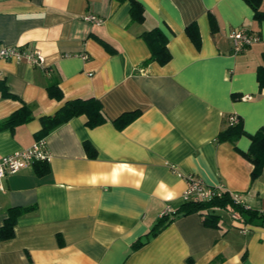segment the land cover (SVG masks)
<instances>
[{
    "label": "crops",
    "instance_id": "crops-1",
    "mask_svg": "<svg viewBox=\"0 0 264 264\" xmlns=\"http://www.w3.org/2000/svg\"><path fill=\"white\" fill-rule=\"evenodd\" d=\"M138 1L141 22L132 20L128 1L0 0V43L44 58L43 66L0 59V120L23 104L33 114L0 130V156L33 144L40 117L69 99L93 96L106 117L93 127L85 114L59 124L42 137L47 172L37 174L32 163L2 179L0 227L10 207L33 208L0 239V264H264V227L219 208L218 226L198 212L176 216L132 247L166 205L184 202L186 173L264 210V171L251 182L252 163L242 154L249 134L264 126L256 74L264 65V20L245 0ZM87 13L102 23L84 20ZM191 23L198 45L186 32ZM241 25L259 40L234 52L228 33ZM154 27L167 36L164 64L147 61L141 33ZM52 83L61 99L48 95ZM132 111L119 127L114 120ZM230 115L240 117L244 133L219 140Z\"/></svg>",
    "mask_w": 264,
    "mask_h": 264
},
{
    "label": "trees",
    "instance_id": "trees-1",
    "mask_svg": "<svg viewBox=\"0 0 264 264\" xmlns=\"http://www.w3.org/2000/svg\"><path fill=\"white\" fill-rule=\"evenodd\" d=\"M119 2L128 1L130 3V15L132 20L141 22L144 20V8L138 0H117ZM253 9V17L257 20H264V11L260 10L262 0H245ZM186 32L192 41L198 45L200 42L199 33L195 23L186 26ZM150 48V56L147 61L155 60L160 64L166 63L171 54L167 48V36L159 27H154L141 33ZM257 80L260 88H264V65H259L256 70ZM48 95L52 98L61 99L60 88L52 83L47 86ZM85 114L86 124L89 127L96 126L106 120L98 99L93 96L76 97L64 102L53 114L40 117L41 127L36 132V139L46 136L54 127L66 122L73 116ZM137 115L136 111L125 112L118 116L114 121L119 127L130 122ZM33 117L31 108L27 104L11 112L7 117L0 120V130L3 128L13 129L15 126L28 122ZM244 133L241 119L237 116V121L230 123L225 129L219 132L218 139L234 140ZM250 144L242 154L252 163L250 171L251 182L255 181L264 171V126L258 128L254 133L249 134ZM84 147L90 157L94 155V149L88 142ZM32 166L37 174L48 171L45 160L34 161ZM33 206H13L8 209V216L0 227V239H8L13 235V226L18 216L32 209ZM216 208L226 210L230 214L234 213L240 222L252 226L264 227V210H258L247 206L245 203L237 202L232 193L226 189H221L219 194H214L208 199H185L184 202L173 209L170 214L159 215L154 225L132 243L133 248H138L146 243L151 236L156 235L161 229L168 225L176 216L187 215L198 212L203 217L204 224L208 226H218L221 215L215 211Z\"/></svg>",
    "mask_w": 264,
    "mask_h": 264
},
{
    "label": "built area",
    "instance_id": "built-area-1",
    "mask_svg": "<svg viewBox=\"0 0 264 264\" xmlns=\"http://www.w3.org/2000/svg\"><path fill=\"white\" fill-rule=\"evenodd\" d=\"M84 20L89 21L95 25H100L103 19L93 13H87L83 16ZM228 36L232 43V49L234 52H239L245 49L247 46L259 40V35L246 28L245 26H238L232 29ZM82 57L87 58L86 54ZM0 59H16L25 60L36 66H43L44 58L41 53L37 50H26L19 45H6L0 43ZM243 98H250V95H242ZM230 123L237 121V115L229 116ZM49 153L45 147L43 138L37 139L29 147L16 150L12 153L4 154L0 156V193L3 191L2 179L8 174L17 172L19 169L26 165L32 164L37 160H48ZM186 182L187 188L184 192V199H208L214 194H219L220 190L223 189L221 185L210 186L204 184L199 177L194 176L191 173L183 175ZM233 198L237 202H242L239 196L232 193ZM173 209L166 205L160 215L170 214ZM231 218L239 221L237 215L234 213L230 214Z\"/></svg>",
    "mask_w": 264,
    "mask_h": 264
}]
</instances>
